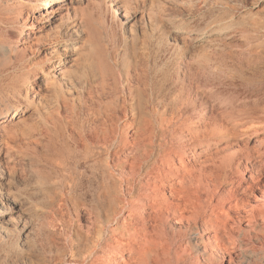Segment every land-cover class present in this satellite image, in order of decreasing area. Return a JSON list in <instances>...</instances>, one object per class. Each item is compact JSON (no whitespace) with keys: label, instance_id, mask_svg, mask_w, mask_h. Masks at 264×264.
<instances>
[{"label":"bare ground","instance_id":"6f19581e","mask_svg":"<svg viewBox=\"0 0 264 264\" xmlns=\"http://www.w3.org/2000/svg\"><path fill=\"white\" fill-rule=\"evenodd\" d=\"M65 1L21 0L22 11L25 8L32 11V23H26L24 27L26 35L29 34L28 37L35 41L31 47H39L44 52V58L41 57L44 78L39 82L44 87L34 89L32 99L40 101L52 92L54 100L68 108L67 118L61 119V132L63 135L66 133L70 141L83 151L75 164V173L69 179L68 188L62 193L63 201L71 196H91L96 203L100 202L103 210L102 213H95L90 209L88 214L91 217L86 220V225L76 230L74 228V232L68 218L61 216L62 228L56 229L61 231L59 238L63 247L61 245L56 248L57 254L54 252L57 257H64L66 249L70 247L71 253L67 262L62 260L59 264H223L225 260H228V264H236V259L245 256L246 247L251 242L247 239V233L261 223L264 224V109L248 103L263 94L260 96V92L249 90L250 87L231 86V103L217 110L226 120L202 127L192 125L185 132L180 129L182 122L179 124L178 119L176 121L173 117L165 116L164 110L156 109L155 125L143 128L140 122L134 136L129 135L130 123L138 120L135 117L138 111L135 105L149 94L142 92L138 85L148 86L149 77L145 71L149 72L150 54L142 55L138 61L140 69H134L140 71L137 81H134L129 69L125 73L119 69L122 62L116 59L117 53L113 64L107 68L104 62L94 61L89 56L81 63L74 43L80 37L78 27L83 25L82 31L88 29L86 21L78 19L79 14L88 9L81 11L80 7L66 5ZM18 6L20 4L13 5L11 12H17ZM64 9L67 12L66 18L60 13ZM67 21L71 22V27H66L64 33L60 34L59 31L55 34V44L63 48L62 52L71 54L61 57L62 53H59L60 57L48 58L52 45H39L41 40L37 39V33L47 27L51 29L50 26L56 22L64 27ZM194 35L195 32L184 35L181 43L196 41ZM49 61L56 68L51 76L48 75L50 67L45 69ZM72 65L75 66L74 71L69 70ZM48 76L51 82L46 80ZM69 79H75L72 84H77L80 92L63 90L61 84ZM35 81L37 72L29 77V87H33ZM237 81L235 84L238 85ZM24 93L22 96L28 98L27 91ZM161 94L157 95L158 100L167 99V96ZM151 96H154L153 93ZM77 102H84L86 106L105 103L110 107L105 117L79 122L75 120L78 119L75 107ZM130 106L134 117L128 115L132 119L128 122L125 114L127 116ZM19 110L24 109L17 105L12 118L19 114ZM6 113L9 115V110ZM184 114H188V111ZM2 119L1 122L6 120ZM2 132L0 210L14 202L12 183L17 188L26 178L36 176L29 160L23 158L22 152L14 149L10 143L9 132ZM213 146L216 151L209 152ZM105 151L107 155L102 157ZM203 154H207V157L200 160L199 164L192 163L189 158L192 155L197 160ZM20 204H14L19 207L17 212H23ZM99 204L95 207L98 208ZM10 224V221L0 220L1 231L9 233L6 228ZM28 235L31 232L26 237ZM78 241L87 244L85 250L74 248Z\"/></svg>","mask_w":264,"mask_h":264},{"label":"rangeland","instance_id":"374dc122","mask_svg":"<svg viewBox=\"0 0 264 264\" xmlns=\"http://www.w3.org/2000/svg\"><path fill=\"white\" fill-rule=\"evenodd\" d=\"M64 3L78 6L81 11L88 9L80 13L78 18L86 21L88 29L82 31L83 25H80V37L74 43L81 63L89 56L94 61L104 62V67L107 68L113 64L117 53L116 59L122 62L119 69L124 73L129 69L132 78L137 81L140 71L134 69L140 67V57L151 55H148L151 60L149 69L147 68L149 72L145 71L148 73L149 82L151 80L150 85L148 80L146 84L150 88L137 84L142 88V92L149 93V97L135 105L138 109L135 117L138 120L130 123L129 135L134 136L140 122L143 128L155 125L156 109L164 110L165 116L173 117L176 121L178 119L179 124L182 122L183 125L177 128L180 127L185 132L192 125L202 127L226 120L227 118L222 117L217 110L231 103L233 86L250 87L249 90L260 92V96L263 94L259 99L248 103L264 109V83L261 84L264 82V0H66ZM18 4V11L11 12L13 5ZM21 4V0H0V136L4 135V130L9 132L10 143L14 149L22 152L23 158L29 160L27 161L36 176L26 178L21 187L16 188V184L12 183V199L15 203H9L5 209L0 210V220L11 223L9 228H6L9 233L0 229V264H29L31 261L33 262L30 264H59L62 260L67 262L71 253L68 247L64 257L56 256V248L62 245L59 238L61 231L57 230L62 228L61 216L68 218L70 228L74 232L80 226L86 225V220L91 217V214H88L90 209L95 213H102L103 210L100 202L96 203L91 196H71L63 201L62 193L68 188L69 179L75 173V164L83 155V151L70 141L66 133L63 135L61 132V119L67 118L68 108L58 104L52 92L40 101L32 99L34 89L38 86L44 87L39 84L44 78L41 65L44 52H41L39 47H31L35 41L28 37L29 34L26 35L24 27L26 23H32V11L26 8L22 11ZM65 11L60 10L63 18L67 17ZM53 24L51 29L47 27L37 33V39L41 40L39 45H52L47 54L48 58L60 57L59 53H62L61 57L69 56L70 52H62L63 48L55 44V37L59 31L61 34L66 31V27L70 28L71 22L67 21L64 27H61L59 22ZM193 32L197 37L196 41L181 43L184 35ZM51 61L45 65V69L50 67L49 76L53 75L56 69L50 64ZM74 69L73 65L69 68L71 71ZM36 72L37 81L32 83L33 87H29V77ZM245 73L249 75L246 76ZM236 79L239 81L238 85L235 84ZM46 80L52 81L50 77ZM74 81L75 79H69L61 84L63 90L80 92L77 84H72ZM26 91L28 98L23 97ZM151 92L154 96H151ZM158 94L167 96V99L158 100ZM17 105L24 110H19V114L12 118ZM75 107L78 113V119L75 120L87 122L105 117L110 106L105 103L86 106L84 102H77ZM130 107L127 116L133 118L132 106ZM187 111L188 114H184ZM127 116L125 114V119L132 121ZM2 118L6 120L1 122ZM215 151L213 146L209 152ZM106 155L105 151L102 157ZM205 155L207 154L198 158V161L192 155L189 158L191 157L192 163L199 164L206 159ZM20 158L21 156L18 160ZM14 204L23 206V212H17L19 207ZM96 204H99L98 208L95 207ZM28 232H31V235L26 237ZM247 239L251 242L246 247L245 256L236 259L237 263L264 264V224L261 223L248 232ZM74 246L80 251L85 250L87 244L78 241ZM175 260L174 255L173 261ZM227 261L223 264H228Z\"/></svg>","mask_w":264,"mask_h":264}]
</instances>
